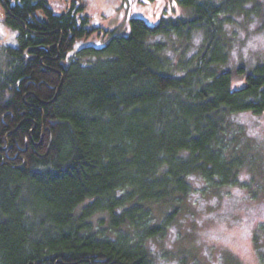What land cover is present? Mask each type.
Listing matches in <instances>:
<instances>
[{
    "label": "trees",
    "instance_id": "trees-1",
    "mask_svg": "<svg viewBox=\"0 0 264 264\" xmlns=\"http://www.w3.org/2000/svg\"><path fill=\"white\" fill-rule=\"evenodd\" d=\"M173 1L189 15L131 18L120 34L89 27L79 0L62 13L0 0L18 40L0 46V264H154L147 241L191 176L247 187L253 157L230 116L264 113V63L239 65L235 83L225 28L235 14L264 28V0ZM92 34L107 41L73 51ZM153 206L171 207L160 224ZM262 239L264 222V264Z\"/></svg>",
    "mask_w": 264,
    "mask_h": 264
},
{
    "label": "rangeland",
    "instance_id": "rangeland-1",
    "mask_svg": "<svg viewBox=\"0 0 264 264\" xmlns=\"http://www.w3.org/2000/svg\"><path fill=\"white\" fill-rule=\"evenodd\" d=\"M47 1L56 13H62L70 6V0ZM79 2L84 7V14L89 16V27L115 29L120 34L128 33L131 18H142L154 25L163 14L189 15L187 9L173 0ZM3 16L0 10V46H16L17 32L3 23ZM232 18L225 28L229 47L228 61L223 68L232 72L237 83L242 80L235 75L239 65L249 71L256 64L264 63V28L261 15L253 18L235 14ZM106 41L105 37L92 34L77 40L73 51L84 45H102ZM199 41V35H195L191 49L198 46ZM175 45L178 47L179 43ZM230 120L236 128L233 129L235 135L241 138L239 145L248 147L253 157V166L245 165L239 173L247 187L237 184L214 189L203 178L191 176L192 192L185 195L171 220H165L164 233L147 241L154 264H263L252 235L264 222V113L238 112L231 114ZM253 191L257 193L253 195ZM152 208L153 223L160 224L171 207ZM97 219L92 220L94 228Z\"/></svg>",
    "mask_w": 264,
    "mask_h": 264
},
{
    "label": "crops",
    "instance_id": "crops-1",
    "mask_svg": "<svg viewBox=\"0 0 264 264\" xmlns=\"http://www.w3.org/2000/svg\"><path fill=\"white\" fill-rule=\"evenodd\" d=\"M156 19H157V20L159 19V15L156 17Z\"/></svg>",
    "mask_w": 264,
    "mask_h": 264
},
{
    "label": "water",
    "instance_id": "water-1",
    "mask_svg": "<svg viewBox=\"0 0 264 264\" xmlns=\"http://www.w3.org/2000/svg\"><path fill=\"white\" fill-rule=\"evenodd\" d=\"M42 20H44L42 17H41Z\"/></svg>",
    "mask_w": 264,
    "mask_h": 264
}]
</instances>
